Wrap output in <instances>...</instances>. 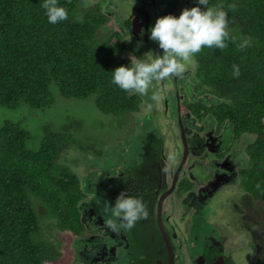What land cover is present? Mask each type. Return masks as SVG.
Returning <instances> with one entry per match:
<instances>
[{"label": "trees", "instance_id": "16d2710c", "mask_svg": "<svg viewBox=\"0 0 264 264\" xmlns=\"http://www.w3.org/2000/svg\"><path fill=\"white\" fill-rule=\"evenodd\" d=\"M189 1H194L192 5L197 2ZM81 2L59 0L69 15L67 20L53 25L46 21L41 0H0V105L49 107L53 102L50 84L54 83L63 98L94 96L96 108L106 115H126L140 109V96L112 84L110 72L116 66L127 65L130 56H141L139 50L112 27L100 2L89 6H81ZM209 6H222L227 12L229 38L224 49L203 48L197 54L195 69L199 82L193 87L198 94L218 96L220 102L191 103L190 109L199 119L211 114L217 131L228 122L234 140L243 132L255 136L245 145L240 165L233 163L229 167L221 160L224 153L218 155L216 164L225 168L224 172L234 171L229 184L237 183L235 193L242 195L233 202L235 214L239 215L242 205L249 212L244 213L245 219L251 220L249 214L261 218L264 0H209ZM245 41L249 46L240 49L238 46ZM233 64L240 68L239 77L232 75ZM81 126L82 121L74 117H68L58 129L46 124L34 147L33 137L19 122H0V264H53L62 257V249L52 239V231L72 235L74 247L89 233L87 221L92 218L82 215V209L86 204L94 207L92 201H84L91 183L83 187L82 175L61 159L63 152L77 145L87 148L73 135ZM211 181L196 185L182 180L178 194L199 186L196 194L205 201L213 195L205 187ZM111 185L110 181L109 186H102L97 199L103 193L110 203ZM45 220L50 222L44 225ZM254 224L250 223L248 231L255 239L262 234L252 232ZM243 226L248 224L244 222ZM114 259L115 256L107 261Z\"/></svg>", "mask_w": 264, "mask_h": 264}, {"label": "rangeland", "instance_id": "374dc122", "mask_svg": "<svg viewBox=\"0 0 264 264\" xmlns=\"http://www.w3.org/2000/svg\"><path fill=\"white\" fill-rule=\"evenodd\" d=\"M173 1L178 2V0H82L81 3L83 5L81 6H89L94 2H100L103 10L109 15V23L112 27L118 29L122 33L124 40L132 44L139 50L138 53L147 59L152 55V52L154 55H159L162 52L157 44L149 39L148 30L157 16L169 13L176 14V10H171L174 7ZM137 10L147 13V26L134 36L130 20L132 16H135ZM197 82H199V78L196 77L195 67L192 66L188 67L182 78H177L176 84L171 78L163 81H154L148 95L143 97L139 95L141 98L140 109L120 116L106 115L99 111L94 104V96L81 99L63 98L56 85L51 83L50 91L53 102L49 107L35 109L21 104L17 108H7L0 105V122L4 120L19 122L30 132L33 137L32 142L35 141L34 147H36L44 125L50 124L52 127L55 126V129H58L68 117L80 119L82 126L80 129L74 130L73 135L79 140L81 139V145L87 148L82 149L77 145L76 148L73 147L63 152L61 159L82 175L81 185L83 187L88 183H91L92 186H109L110 178L112 177L114 178V185L129 188L135 185V181L133 183L131 180L141 181L143 170H147L151 166L153 158L162 164L163 155L165 158L169 157V160L178 156L176 165L179 164V166L177 169L184 163L182 165L183 173L189 176L187 177L189 182H195L197 179L200 182H196V184L202 185L205 183L203 181L212 180L213 176H217L216 173L222 174L226 169L218 165V156L208 153L212 152L210 149L194 150V135H198L196 139H203L206 131L205 125L206 123H214L213 116L208 114L199 123L194 116L185 114L187 113L186 109L182 107V111H180L178 107L175 90L178 89L179 91L178 100L180 101L181 97L187 96L192 91V85ZM154 89H156V92ZM153 92L160 98L159 103L158 99L150 101L149 97ZM210 96L217 99L213 95ZM212 98L209 99L212 100ZM182 101H187V97L186 99L182 98ZM201 101L205 102L202 99ZM149 102L153 104L150 112L144 108V105ZM183 133H185L189 149L187 156L184 154L181 157L178 151L181 146V135H184ZM230 136V126L225 124L220 132L219 141L223 147L226 144L230 145L228 152L225 154L227 157L224 155L225 159H221L229 167L230 164L240 165L244 161L243 156L241 158L239 156L241 146L248 140L251 141L253 134L249 132L243 133L241 135L243 142L239 140L241 136L233 141ZM94 150L98 152L96 153ZM229 152L231 157L227 155ZM96 155H98L97 158L92 161V157ZM86 160H91V162H86ZM121 172L124 175L116 177ZM232 172L234 173V171ZM225 176L221 177L220 175L211 181L208 186L205 185L213 195L200 203V209L203 210L201 212L202 221L204 224H208L210 220L212 224H217L220 228L222 226L228 227L227 232L229 233L235 232V237L232 240L233 249L230 250L231 259L235 264H261L256 263V253L250 244V242H254L249 232L244 230V227L242 229L237 227V225L240 224L239 222L243 224L244 222L252 223L254 221L255 230L260 232L262 239H264V215L261 218L258 217V219L249 214L251 219L249 221L244 218V213L248 214L249 212H245L242 205H239V215H236L233 209V202L240 200L242 195L235 193L237 192V183L229 184V180L224 178ZM210 192L208 194H211ZM87 194L89 193L87 192ZM102 195L100 197L101 202L105 200L103 193ZM88 197L84 200L86 203H91V200L95 201V197H92L93 199L91 200ZM187 201L188 199L185 200V205H188ZM87 205L91 206L90 204L84 205L82 215H85V210H88L86 209ZM204 205L206 207H203ZM96 213H98L97 210ZM47 222L50 221L45 220L43 222L44 225H47ZM138 223L139 220L135 222L130 230L118 233L120 235L119 239L118 237L115 239L114 236L107 233L111 231L105 229L104 223L96 224L101 229L98 233L99 237L101 236L99 244L103 245V249L107 252L103 256H96L97 259L99 258L96 264H128L130 260H127V254L124 256L128 248L132 250L140 248V253H142L145 243L140 240L145 236L147 237L148 234L143 229L139 232ZM93 224L95 223L91 225ZM91 228L95 230L94 226H90L88 235L93 232ZM235 228L238 229L236 230ZM51 237L61 244L62 249V257L53 262V264L91 263V254L89 253L90 250H95L93 247L89 248L91 240L83 239L81 240L82 243L78 242L74 247L71 243L72 235L70 234L56 230L55 232L52 231ZM134 239L136 243L132 245ZM261 245H263L260 250L262 258L264 257V242L262 243L261 241ZM83 247L85 250L81 249ZM81 250L84 251V259L80 255L82 253ZM112 254H115L114 261H107L109 255ZM87 255H89V259H86ZM262 261L264 262V260Z\"/></svg>", "mask_w": 264, "mask_h": 264}, {"label": "flooded vegetation", "instance_id": "af4514ba", "mask_svg": "<svg viewBox=\"0 0 264 264\" xmlns=\"http://www.w3.org/2000/svg\"><path fill=\"white\" fill-rule=\"evenodd\" d=\"M183 2L186 3V0H183ZM176 3L177 2L173 1V5ZM183 5L182 3L178 4L175 8L180 7L182 9ZM130 24L132 27V34L136 36L142 28H146L147 26V13L142 10H137L135 16L131 17ZM172 79L176 84L177 78H171V80ZM175 96L180 111H182L181 108L183 107L187 111L185 114L187 116H194L197 122L201 123L204 117L208 115L204 114L201 119L198 120L197 116L193 114L190 109L192 106L191 103H199L201 99L205 101H202L204 104L209 105V98L207 95L198 94L193 88L187 96L181 97L180 101L178 100V89L175 90ZM186 97L187 101L183 102L182 98L186 99ZM159 102L160 98H158V103ZM205 130L203 139H196L198 135H194V150L210 149L212 152L207 151L208 153L216 154L218 152L217 148L221 145L219 135L216 133V126L214 123H206ZM183 134L184 135H181V146L178 151L181 157L184 154L187 156L189 149L186 143L185 133ZM162 159L163 163L161 164L160 161H156L153 158L151 166H149L147 170H143L142 177L140 178L141 181L131 180L133 183L135 181V185L129 188L114 185V178H110L112 183V189H109L112 190L110 195L111 202H113L116 195L123 190L130 196L142 199L147 208V217L140 219L138 223L139 232L143 229L144 232L148 234L147 237L145 236L140 240L145 243L144 248L142 253H140V248L136 250L128 248L124 253V256L127 254V260H130L128 264H235L230 256V250L233 249L232 240L235 237V232H227L228 227L222 226V228H220L217 224H212L208 218V224H204L202 221L203 217L201 216L203 210L200 209V203L203 202V200L198 198L196 194L199 188L195 189V187L194 189H189L178 194L181 181H189L187 178L189 176L183 173L182 168L177 169L175 158L169 160V157L165 158L163 155ZM223 159H225V157H222V160ZM123 175L124 174L121 172L119 175H116V177H122ZM220 175L221 177L226 175L229 181L233 179L232 172H223L222 174L218 173L217 176H213L212 181ZM196 180L194 182L195 184L196 182H200V180ZM101 187V185H90L87 191L89 193V198L95 197V201L91 200L94 207L90 208V206L87 205L86 209L88 210L84 212L86 218H92V221L89 220L88 222L86 220L87 229L90 230V226H93L91 224L95 223V230L91 228L93 232L90 235L87 234L84 236L85 240H91V246L89 248L93 247L95 249L92 251L90 250V264H93L94 261L97 260L96 256L107 254L103 249V245L99 244V238L101 236L99 237L98 233L101 229L96 225L104 223L102 217L103 213L101 209L98 210L99 207L96 203ZM186 199H188V205H185ZM203 207H206V205ZM96 210L98 213H96ZM254 218L256 217L254 216ZM104 219L106 220L107 216H104ZM247 224L248 226L244 228L246 231H248V227L250 226V223ZM237 227L243 229L244 226L243 224H239ZM235 229L237 230L238 228ZM252 232L258 231L254 229ZM107 233H110L115 239L116 237H118V239L120 238L119 234L112 232ZM250 236L254 242H250V244L256 253V263L264 264L262 261L264 257L261 258L260 256L261 246H263L261 245V241L263 243L264 239H262L260 234L258 237H255V239L251 234ZM135 243L136 240L134 239L132 245H135ZM84 247L81 249L85 250ZM80 255L84 259V251H82ZM114 256L115 254L109 255V258H114ZM86 259H89V255L86 256Z\"/></svg>", "mask_w": 264, "mask_h": 264}, {"label": "clouds", "instance_id": "9594fccd", "mask_svg": "<svg viewBox=\"0 0 264 264\" xmlns=\"http://www.w3.org/2000/svg\"><path fill=\"white\" fill-rule=\"evenodd\" d=\"M181 3L184 4L182 9L180 7L175 8ZM192 3L194 1L186 0V3H184L183 0H178L171 9L176 10L175 15L169 13L157 16L148 30V35L149 39L162 50L161 54L154 55L152 52V55L147 59H143L141 56H130L127 65L116 66L110 71L111 83L130 95L138 94L143 97L149 94V89L154 81L182 78L189 66L195 67L196 56L203 48L224 49L227 46L225 41L229 38L227 12L222 6H209V0H197L193 5ZM201 5H203V8L200 7ZM41 8L49 24L55 25L68 19V10L59 3V0H41ZM247 46H249V42L245 41L238 47L243 49ZM231 68L233 77H239V66L233 64ZM195 75L197 76L196 69ZM157 88L159 87L157 86ZM210 95L212 94H207V97L212 98ZM215 97L217 99H209L211 105L214 104L211 102H220V98ZM149 99L150 101H156L158 96L153 92ZM152 107L153 104L150 102L144 105L145 110L149 112ZM200 119L198 118V120ZM214 124L216 126L215 120ZM225 124L229 125L228 122ZM224 125L222 126L224 127ZM221 128L217 131L216 127L218 135H220ZM230 137L233 141L232 133ZM254 137L253 135V139ZM239 140L243 142L242 136ZM247 142L242 144L240 156H245L243 149ZM229 146L228 144L224 147L220 145L215 155L218 156L222 153L225 155ZM229 153L227 155L231 157ZM182 165L180 168H182ZM178 166L179 164L176 165V167ZM96 203L103 213L105 229L116 234L124 230H130L137 220L146 218L148 214L142 199L130 196L123 190L116 195L111 204L107 200L101 202L99 199ZM104 216H107L106 220Z\"/></svg>", "mask_w": 264, "mask_h": 264}]
</instances>
